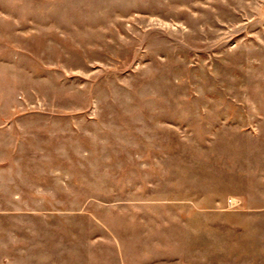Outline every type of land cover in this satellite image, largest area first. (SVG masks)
<instances>
[{"label": "rangeland", "instance_id": "obj_1", "mask_svg": "<svg viewBox=\"0 0 264 264\" xmlns=\"http://www.w3.org/2000/svg\"><path fill=\"white\" fill-rule=\"evenodd\" d=\"M0 264H264V0H0Z\"/></svg>", "mask_w": 264, "mask_h": 264}, {"label": "built area", "instance_id": "obj_2", "mask_svg": "<svg viewBox=\"0 0 264 264\" xmlns=\"http://www.w3.org/2000/svg\"><path fill=\"white\" fill-rule=\"evenodd\" d=\"M234 203H235L234 198L230 197V198L228 199V204H229V206H233Z\"/></svg>", "mask_w": 264, "mask_h": 264}, {"label": "crops", "instance_id": "obj_3", "mask_svg": "<svg viewBox=\"0 0 264 264\" xmlns=\"http://www.w3.org/2000/svg\"><path fill=\"white\" fill-rule=\"evenodd\" d=\"M231 207V206H230Z\"/></svg>", "mask_w": 264, "mask_h": 264}]
</instances>
